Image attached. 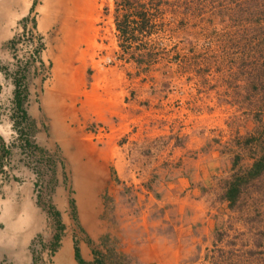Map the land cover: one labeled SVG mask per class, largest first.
<instances>
[{"label": "rangeland", "instance_id": "rangeland-1", "mask_svg": "<svg viewBox=\"0 0 264 264\" xmlns=\"http://www.w3.org/2000/svg\"><path fill=\"white\" fill-rule=\"evenodd\" d=\"M66 1L69 8L58 13L66 22L59 16L49 36L32 27L46 42L43 57L71 37L63 42L70 69L59 72L58 61L46 59V67L26 64L30 42L21 39L20 50L12 42L0 49V136L12 150L0 187L1 235L10 227L24 231L28 221L36 232L28 246L34 264H59L50 249L57 224L45 209L52 204L66 226L62 238L83 242L90 262L264 264V175L235 208L222 187L237 157L242 171L253 164V144L245 141L262 127L261 102L247 90L250 70L239 66L264 62L255 46L264 33L255 37L249 21L237 23L250 0H140L150 33L132 45L116 25L124 0ZM45 14L41 27L50 20L48 13L43 22ZM26 29L19 25L14 38ZM23 66L36 90L27 104L33 137L50 161L25 149L12 120L13 73ZM45 87L65 91L67 105L57 108L65 123L57 122V110L41 107ZM86 98L107 112L101 120L87 111ZM24 185L29 192L21 202L15 189ZM13 235L1 240L0 264H18L15 249L20 240L28 245Z\"/></svg>", "mask_w": 264, "mask_h": 264}, {"label": "trees", "instance_id": "trees-1", "mask_svg": "<svg viewBox=\"0 0 264 264\" xmlns=\"http://www.w3.org/2000/svg\"><path fill=\"white\" fill-rule=\"evenodd\" d=\"M124 1L125 4L122 5L124 14L121 15V18H117L116 25L118 31H120L124 37L123 43L132 45L133 41L138 40V35L140 36L142 34L150 33L151 20L147 14L148 11L146 6L144 3H141L140 0ZM137 1L140 2V5ZM246 5L247 8L245 7L244 10H238L237 23L241 20L249 21L253 26V36L257 37L259 34L261 35V33H264V0H250ZM250 6H253L254 11L251 10ZM119 10L120 5L118 4L117 11ZM134 12L135 15H132ZM246 34H248V32H243L241 35L245 42L244 45L247 46L251 44L252 40L245 39L247 38ZM236 45H239V43H236ZM255 46L259 52V56L264 58V39L262 38ZM142 62L143 59L139 61V63ZM246 62L247 61H243L239 66L242 71H244V69L250 70L251 80L249 81L247 90L248 93L252 95V98H254L253 100H255V103L257 102L259 104V102H261V109L256 111V119L261 123L262 127L261 129H258L256 134L254 133L248 136L245 141V144H253L252 149L254 150L253 156L255 158L253 164L248 169L242 171L241 169H238L239 158L237 157L234 162V169H237L236 172L228 179H225L224 184L222 185L224 192L223 199L229 202L231 208H235L239 204L242 195L247 191L249 185L264 175V62L260 63V61L256 60V65L253 61H251L252 63ZM253 70L254 73L251 76ZM91 73L92 71H90V74ZM13 81L15 90L12 120L14 121V127L21 134L19 140L24 143L25 149H28L31 154H35L39 159L45 158L44 153L46 151L36 143L32 133L33 121L31 120L27 109L30 90L26 68L19 69L13 73ZM11 154L12 150L10 149V146H8L4 138L0 136V186L2 185L3 178L6 180L9 179L6 166L8 165ZM70 204L73 210V217L76 218V204L74 199L70 200ZM45 208L48 210L50 217L56 221L58 228V233L54 236V240L50 244L51 253L52 255H55L61 246L60 242L66 226L61 218L62 213L58 211L55 206L49 204L45 206ZM75 257L79 264L104 263L101 262L99 257L96 258L94 262L86 261L82 257L78 242H75ZM35 264H38V262Z\"/></svg>", "mask_w": 264, "mask_h": 264}, {"label": "crops", "instance_id": "crops-1", "mask_svg": "<svg viewBox=\"0 0 264 264\" xmlns=\"http://www.w3.org/2000/svg\"><path fill=\"white\" fill-rule=\"evenodd\" d=\"M66 2H67L66 0H0V33L2 31H5L2 36L0 34V49H1V47H4L7 43H11L12 40H14V35H15L14 32H16L18 30L19 25L22 24L23 22L29 23V22L33 21L34 22V28H36V30L39 33L41 32L42 35L46 36L47 35L46 33L53 31L52 25H55L57 22H60L61 16L58 15V13L63 9L66 10L69 8L68 6L65 5ZM44 10L46 11L45 15H47L49 13L50 20L46 23L45 26L41 27L40 22L44 16V12H45ZM47 11H49V12L47 13ZM59 16H60V18H59ZM45 17L47 20L49 19L48 15ZM61 19H62V21H65L64 17H62ZM65 26H68V24L64 23V27ZM65 29H67V28H65ZM65 32L66 31H64V34H65ZM47 36H49V35H47ZM68 36L69 35L66 34V38L64 37V39L63 38L59 39V41L57 42V45H56L58 51L54 52L53 50H50L51 52L48 55L45 52L44 57L42 56V59L45 63L47 62L46 60H52L54 62L58 61L55 68L59 72H60L61 68H64L65 66H67L68 69H70L72 67V57L70 56L71 52H66V50H63L64 49L63 48L64 47L63 46L64 40L67 38H69V41L72 40L71 37H68ZM51 42L52 41H50V43ZM46 48H48V44L46 45ZM0 56H1V54H0ZM58 89H49L48 87H45L43 89V91L40 93L41 107H44V109L47 113L49 112V109H51V108H54L55 110H57L56 111V113H57L56 115L58 116L57 122L63 124L65 122L63 120L64 115H63V113H61V109L65 107L64 103L67 105L68 99L64 95L65 91L60 89L64 93L61 92L63 94L59 95V92H57ZM30 91H31V93L32 92L36 93V90L31 89V87H30ZM43 93H44V95H43ZM30 99H31V97H30ZM65 99L67 101H65ZM54 100L57 101V104H55V105H53ZM85 101H86L85 106L88 108L87 111H90L93 114H97V116H99L98 117L99 120H101L103 118L104 114L107 113L106 111L102 112V111L98 110V108L95 107V104L97 103V98H94L93 101L87 100V98H86ZM94 101L96 103H94ZM58 107L61 109H57ZM111 110L112 109L110 107L109 111L111 112ZM52 121H54V120H52ZM21 189H22L21 191H17V189H15V192H17V193L19 192L17 196H20L21 202H25L24 199H27V195H28L27 192H29V191H27L25 189V185L23 187H21ZM10 202H13V201H10ZM25 214H26L25 217H27L29 219L33 218V214L30 211H27ZM27 223L22 224V226H23L22 228L25 229L24 231H19V229H17V228H14V230H13L10 227L8 234L1 235V233H0V252H1V248L3 247L2 241L11 242L10 237H12V235L14 234V231H16L17 235H19V234L23 235V238H22L23 240L28 241V245H27L20 240L19 244L21 246H19V247L16 246V247H18V249L16 248L15 250L20 251L17 254L18 264H34V258L32 256V253H30V250H28V246H31L32 241L36 237V232L33 233V231H34L33 224H29L28 221H27ZM31 229H33V231H31ZM8 237H9V239H8ZM75 242H78L82 257L86 261L90 262V261L94 260L93 255H91V256L86 255L88 253L86 252V249L83 245V242L77 241L76 238L69 237V235L67 234L66 237L61 239V242H60L61 246L59 248V251L56 253V259L59 261L58 262L59 264L61 263V261H63L61 264H79L76 260V257H75ZM66 243H68V246H66ZM0 256H3V255L0 254ZM2 258H4V257H2Z\"/></svg>", "mask_w": 264, "mask_h": 264}, {"label": "flooded vegetation", "instance_id": "flooded-vegetation-1", "mask_svg": "<svg viewBox=\"0 0 264 264\" xmlns=\"http://www.w3.org/2000/svg\"><path fill=\"white\" fill-rule=\"evenodd\" d=\"M20 25H23L25 28H27L26 29V31L24 32V34H21V35H19V36H15V38H14V40H12V45L13 46H16V48L17 49H19L20 50V47H19V45L22 43V42H27V41H29V40H33L34 38H38V39H41L40 37H39V35H37V33H36V31H35V29L33 28L34 27V22L33 21H31V22H29V23H27V22H23L22 24H20ZM33 26V27H32ZM24 29V28H23ZM25 30V29H24ZM21 39V42H20V44L18 43L19 42V40ZM27 39V40H26ZM18 43V44H17ZM45 41L43 42V43H39V45H38V47H37V49H36V55H37V58H34V57H29L28 55H27V61H26V64H32V63H40V66H43V67H46V65H45V62L43 61V59H42V52H43V50H44V46H45ZM17 44V45H16ZM24 68H26V66H23V67H19L18 68V70L19 69H24ZM44 73H45V70H44ZM29 90H30V86H29ZM30 94H31V91H30ZM30 94H29V99H30ZM28 103H29V100H28ZM27 103V104H28ZM7 143V142H6ZM8 144V143H7ZM9 146V145H8ZM12 155V154H11ZM11 157V156H10ZM48 158V161H50V157L47 155V153H45V159H47ZM10 161V160H9ZM8 166H9V162H8V165L6 166V170L8 171ZM8 174H9V172H8ZM4 181H6V179H4L3 178V182H2V185L4 184ZM1 185V186H2ZM0 186V187H1ZM39 194H42V193H40L39 192ZM40 197H41V195H40ZM42 198V197H41ZM47 206V205H46ZM46 209V208H45ZM47 210V209H46ZM47 213H48V215H49V212H48V210H47ZM49 217H50V215H49ZM52 218V217H51ZM62 218V217H61ZM35 260V259H34ZM37 262V261H36Z\"/></svg>", "mask_w": 264, "mask_h": 264}, {"label": "built area", "instance_id": "built-area-1", "mask_svg": "<svg viewBox=\"0 0 264 264\" xmlns=\"http://www.w3.org/2000/svg\"><path fill=\"white\" fill-rule=\"evenodd\" d=\"M44 41H45L44 39H38V38H34L32 41L31 40L27 41L30 42V48L28 47V49H24V52L31 58L32 57L37 58L36 49L39 43H43Z\"/></svg>", "mask_w": 264, "mask_h": 264}, {"label": "bare ground", "instance_id": "bare-ground-1", "mask_svg": "<svg viewBox=\"0 0 264 264\" xmlns=\"http://www.w3.org/2000/svg\"><path fill=\"white\" fill-rule=\"evenodd\" d=\"M44 9H45V8H44ZM44 11H45V10H44ZM45 20H46V17L44 18V21H45ZM44 21H43V22H44ZM42 24H44V23H42ZM62 262H63V261H61V263H62ZM61 263H60V264H61Z\"/></svg>", "mask_w": 264, "mask_h": 264}]
</instances>
